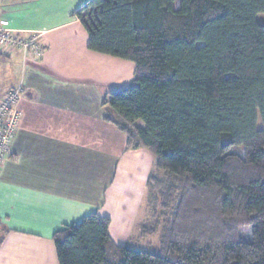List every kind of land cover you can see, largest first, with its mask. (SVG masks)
Segmentation results:
<instances>
[{
  "label": "trees",
  "instance_id": "obj_1",
  "mask_svg": "<svg viewBox=\"0 0 264 264\" xmlns=\"http://www.w3.org/2000/svg\"><path fill=\"white\" fill-rule=\"evenodd\" d=\"M260 14L264 0H89L74 12L91 50L136 65L104 97L106 119L127 150L155 158L156 221L141 235L160 231V244L117 245L94 212L54 234L59 264H264Z\"/></svg>",
  "mask_w": 264,
  "mask_h": 264
},
{
  "label": "crops",
  "instance_id": "obj_2",
  "mask_svg": "<svg viewBox=\"0 0 264 264\" xmlns=\"http://www.w3.org/2000/svg\"><path fill=\"white\" fill-rule=\"evenodd\" d=\"M88 1L0 0V24L40 32L44 45L39 58L0 48V97L22 91L0 173L7 230L0 264H59L54 234L94 212L110 218L117 245H128L137 211L147 207L155 158L146 148L127 150V135L106 119L104 104L111 90L134 81L136 65L89 48L74 16Z\"/></svg>",
  "mask_w": 264,
  "mask_h": 264
},
{
  "label": "built area",
  "instance_id": "obj_3",
  "mask_svg": "<svg viewBox=\"0 0 264 264\" xmlns=\"http://www.w3.org/2000/svg\"><path fill=\"white\" fill-rule=\"evenodd\" d=\"M42 33L24 32L0 24V48L5 52L20 50L26 55L39 58L44 53ZM20 88H13L0 97V173L10 158V147L21 115L16 104L21 98Z\"/></svg>",
  "mask_w": 264,
  "mask_h": 264
},
{
  "label": "rangeland",
  "instance_id": "obj_4",
  "mask_svg": "<svg viewBox=\"0 0 264 264\" xmlns=\"http://www.w3.org/2000/svg\"><path fill=\"white\" fill-rule=\"evenodd\" d=\"M258 20L261 22H264V14H260L258 16ZM7 161H5L4 166ZM3 166V167H4ZM159 175H162L159 173ZM155 197L159 198L158 192H155ZM147 200V198H146ZM156 200L151 198V203L147 207L146 205L142 204V206L137 211L136 219L133 223V227L130 231V236L128 238V245L132 249H139V250H153L157 248L160 244V231L157 234L150 235V236H140L141 230L144 228H149L154 225L156 219L154 216H152L153 208L155 209L156 206L154 205ZM155 206V207H154ZM148 209L151 217L149 216L148 212L146 211ZM161 203L159 201V212H161ZM152 228V227H151ZM146 232V231H144Z\"/></svg>",
  "mask_w": 264,
  "mask_h": 264
}]
</instances>
